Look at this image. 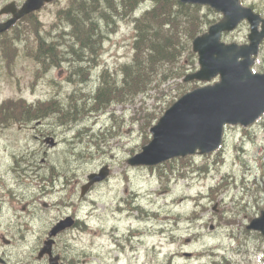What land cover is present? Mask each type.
Instances as JSON below:
<instances>
[{
	"label": "rangeland",
	"instance_id": "rangeland-1",
	"mask_svg": "<svg viewBox=\"0 0 264 264\" xmlns=\"http://www.w3.org/2000/svg\"><path fill=\"white\" fill-rule=\"evenodd\" d=\"M243 1L246 4L252 3L256 11L260 10L263 13L260 14L264 16V0ZM143 6V4L140 5L138 13L143 10ZM40 19L45 29H48V25L54 21L49 11L44 12ZM101 31L103 30L101 29ZM42 33L43 35L45 33L43 29ZM247 33L248 25L241 23L224 39L243 43ZM29 44H32L31 40H29ZM131 44V26L129 23L122 22L119 24L117 32L110 35L104 42L103 53L98 58L99 63L89 72L88 81L82 84H68L65 80V69L51 70L49 74L54 76L56 82L61 86L58 89V95L65 97L74 93L76 88H80L81 93L76 92L72 98L68 97L67 101L71 104H74L73 101H75L78 107L83 105L81 102L83 103L85 93L93 94L95 92L96 87L93 80L103 68L107 67L112 71L117 65L130 60ZM68 53L71 56L75 54L74 50ZM261 67H264V41L260 46L253 70L260 72ZM18 73L21 74L19 71ZM50 92L45 86L44 89L40 88L39 93L36 92L35 95L45 99ZM176 95L174 83L168 82L161 86L160 93L151 92L148 96H140L130 105L116 106L112 109L113 112L111 110L99 114L90 112L84 118L68 123H57L54 116L47 115L42 128L54 132L59 142L57 147L47 151V147L44 149V146L34 143L27 146L29 150L24 151V148L19 152L24 154L20 156L24 167L32 164L44 165L46 159V167L55 168L62 165L63 169L69 168L70 172L66 175L76 174L78 182L84 181L88 173L97 171L103 166L108 167L109 180L104 186L92 192L89 198L92 200V204L88 201L89 199L81 204V211L82 208L83 211L78 212V217L86 224L87 228L85 233L83 232L84 234L80 231L73 232L79 242L76 243L75 248L70 246L71 252L74 250L87 252L88 255L84 256V260L88 264H209L208 255L210 254H214L216 260L224 255L238 264H263L264 242L251 236L244 239L243 232L246 230L245 226L249 220L258 215L260 211L257 208L258 205H264L262 196H258L260 199L255 205L252 195V190L257 189V185L264 188V124L256 125L251 130L255 138L253 143L241 135V131L236 127H227L224 147L220 152L211 155L190 156L192 159L184 165L176 161L170 170L162 168L150 172L147 167L128 166L127 158L140 151L142 140L149 135L148 132L145 134L139 129L141 108L150 110L154 106H160L163 109L168 102L171 103L176 99ZM112 131H114L113 134ZM28 135L26 138H29ZM14 138V142L8 141L5 137L0 138V155L17 154L15 151L24 143L25 133H14ZM68 143L69 145H67ZM239 146L245 148L244 161L248 162L250 168L246 173L245 165L241 161L242 155L235 148ZM193 166H204V168L195 171L191 170ZM177 168L187 171L184 177L178 176ZM161 174H165L166 177L160 178ZM222 181L233 184L243 181L248 192H243L240 198L231 186V190L217 194L216 200L213 201L209 188L217 186ZM34 184L35 181L29 184L26 182V187L19 189L18 193L24 191L26 195H31L35 189ZM133 193H136L138 197L131 199ZM58 197L64 201L66 199V196L63 195H58ZM49 201L51 199L46 203L49 204ZM197 204H201L205 208L200 209V219L192 222L187 215ZM116 206H120L121 209L127 208L129 213L115 211ZM138 208L143 212H140ZM59 212L62 211L50 214L41 207L38 211L41 218L36 220L35 232L42 236L46 231L47 224ZM67 212L72 213V209ZM86 213L91 215L93 220L86 221ZM219 216H223L227 220L234 219L235 223L232 225L222 224L218 220ZM129 218L142 219L141 222H138V227L145 234L142 238L143 242H139L135 236L132 240L131 237H128L130 233ZM27 220L24 218L25 223ZM24 228L25 226H22V231ZM18 229V224L15 222L9 236H17L15 232ZM94 232L101 236H94ZM230 234H237L238 238H232ZM70 238L68 235L65 237V239ZM33 239L30 238V244ZM59 239L61 242L64 240L63 236ZM131 241L136 245L134 243L133 245ZM130 242L132 251L124 249L128 253L125 254V257L129 263L123 259L124 255H118L115 258L112 255L106 257L102 252V250L120 252L116 248V244L123 245ZM17 245L18 237L15 239L13 247L7 251H12L13 255H16L9 262L16 263L15 260L18 259L24 264H33L35 260L32 257L36 254L35 249H16ZM98 250H101L102 255L95 257ZM27 251H33L30 257H27ZM66 251L70 253L68 248ZM186 254L192 255L186 257ZM67 257L69 259L70 255L67 254ZM119 257L122 260L118 262ZM35 264H39V262H35Z\"/></svg>",
	"mask_w": 264,
	"mask_h": 264
},
{
	"label": "trees",
	"instance_id": "trees-1",
	"mask_svg": "<svg viewBox=\"0 0 264 264\" xmlns=\"http://www.w3.org/2000/svg\"><path fill=\"white\" fill-rule=\"evenodd\" d=\"M144 1L151 2V7L139 18L134 19L136 38L133 43L134 53L131 63L119 66L113 74L106 71L101 75L94 94L90 95L91 101H93L90 105L93 108L87 106V101L78 107L75 101H73L74 104H71L68 101L60 102L52 98L43 104H38L48 108L43 106L32 108L29 105L31 108L25 109L21 103L12 104L9 106L12 109V114H8V117L20 116L22 108L29 113H36L44 108V110L49 111L45 112V116H54L57 123H68L85 115L89 108L99 112V110L106 109L112 104L126 103L134 99L136 95L145 94L148 90L157 87L170 78L183 76L186 71L183 63L184 58L190 63L195 57L190 51V41L195 35L203 31L208 20L200 13L199 7L182 5L176 0H83L77 9H70L63 15V20L72 28L68 40L65 42L56 40L53 45H49L47 48L42 45L46 52L49 51L45 53L47 54L45 61L53 60L54 50L56 52V50L65 49L67 42L70 41L80 43L81 49L78 50L80 53L92 52V47L102 34L101 29L103 30L104 26L109 28L116 18H130L133 11ZM32 31L37 34V27L33 25ZM82 36L89 38L81 39ZM37 43L38 45L43 44L40 38L37 39ZM97 48L98 46L94 50ZM70 59V63L77 68L73 72L76 75V80L85 77L87 70L95 65V61L91 60L71 57ZM80 62H83V65L86 62L87 64L83 67ZM84 96L88 97V95ZM68 97L72 98L73 96ZM146 115V119L141 123L143 130L150 127L159 116L155 112L146 113ZM11 119L6 118L5 122ZM146 142L147 138L144 139V143ZM178 160L182 164H186V159ZM175 161L177 160L174 159L162 166H157V169L164 167L170 170ZM62 171L65 172L61 165L59 172L62 173ZM183 171L184 169L177 168L178 174ZM46 172L57 173L54 167ZM211 190L213 194L215 190L213 188ZM258 191L259 189H256L255 192ZM215 196L214 193L213 199ZM230 223L227 222V224ZM249 235L254 236V234H247L244 237L247 238ZM215 260L213 259L212 264H235L226 256H221L219 260Z\"/></svg>",
	"mask_w": 264,
	"mask_h": 264
},
{
	"label": "water",
	"instance_id": "water-1",
	"mask_svg": "<svg viewBox=\"0 0 264 264\" xmlns=\"http://www.w3.org/2000/svg\"><path fill=\"white\" fill-rule=\"evenodd\" d=\"M182 3L207 4L222 12L224 18L205 34L193 41V50L198 52L200 71L187 79L209 81L220 75V81L213 86L195 89L174 103L150 129L151 142L132 159V165L152 166L174 157L208 153L216 149L225 123L248 125L264 111V75H251L250 56L256 54L263 32L257 34L258 17L238 5L237 0H179ZM246 18L251 25L249 46H225L219 43L220 33L233 29ZM243 58L238 61V58ZM52 145V144H51ZM106 169L91 180H100ZM62 223L53 228L54 236L64 228ZM249 229L258 230L264 236V212L261 218L250 223ZM52 241L41 249L49 253ZM50 264H56L55 259Z\"/></svg>",
	"mask_w": 264,
	"mask_h": 264
},
{
	"label": "flooded vegetation",
	"instance_id": "flooded-vegetation-1",
	"mask_svg": "<svg viewBox=\"0 0 264 264\" xmlns=\"http://www.w3.org/2000/svg\"><path fill=\"white\" fill-rule=\"evenodd\" d=\"M27 0H0V48L7 46L12 39L13 35V28L9 26L8 28L5 27V25L12 20L14 13H19V11L22 9L23 4ZM4 28V29H3ZM26 118V117H24ZM15 178H20V174H0V225H7L10 224L11 221L7 220L5 218V212H9L10 209L12 211V206L10 204V200L12 198L11 196V187H8L9 185L7 184L10 179ZM7 184V186H6ZM23 197L22 194H20ZM36 208V207H35ZM35 208H33V212H35ZM25 208H23L24 210ZM73 216V215H72ZM5 241L10 242L9 240H5L3 235L0 234V263L1 264H12L11 262L9 263L7 260V255L4 251V248L8 247L9 244H6ZM58 254L60 256V261L65 263V264H70V261L66 258H63L58 251L54 253V255ZM12 257H10L11 259ZM43 262L42 264H46L47 259L43 257L41 259ZM14 264H24L22 261H18ZM74 264V263H73Z\"/></svg>",
	"mask_w": 264,
	"mask_h": 264
},
{
	"label": "bare ground",
	"instance_id": "bare-ground-1",
	"mask_svg": "<svg viewBox=\"0 0 264 264\" xmlns=\"http://www.w3.org/2000/svg\"><path fill=\"white\" fill-rule=\"evenodd\" d=\"M97 4H98V3H97ZM95 15H96V14H95ZM83 17H84V16H83ZM94 17H95V16H94ZM85 35H86V34H85ZM54 51H55V50H54ZM56 52H57V50H56ZM69 52H73V50H69ZM80 58H81V59H84L83 57H80ZM80 64L83 65L84 63H83V62H80ZM85 65H86V63H85ZM83 98H84V101H87V100H86L87 97L84 96ZM91 102H93V101H91ZM91 102H90V104H91ZM83 104H85V103H83ZM90 104H89V105H90ZM89 105H87V106H89ZM90 107H92V106H90ZM92 108H93V107H92ZM95 110H96V109H95ZM95 113H96V111H95ZM66 150H68V149L66 148Z\"/></svg>",
	"mask_w": 264,
	"mask_h": 264
}]
</instances>
